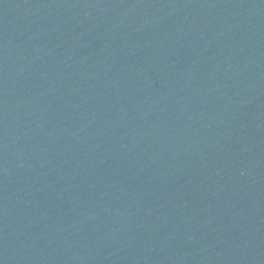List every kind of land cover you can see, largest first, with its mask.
<instances>
[{
    "label": "water",
    "instance_id": "95a60500",
    "mask_svg": "<svg viewBox=\"0 0 264 264\" xmlns=\"http://www.w3.org/2000/svg\"><path fill=\"white\" fill-rule=\"evenodd\" d=\"M0 264H264V0H0Z\"/></svg>",
    "mask_w": 264,
    "mask_h": 264
}]
</instances>
